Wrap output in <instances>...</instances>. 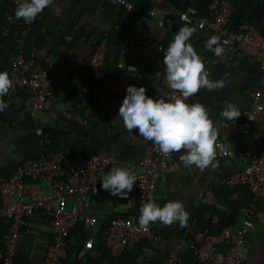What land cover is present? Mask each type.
I'll use <instances>...</instances> for the list:
<instances>
[{
  "label": "crops",
  "instance_id": "0c3cea01",
  "mask_svg": "<svg viewBox=\"0 0 264 264\" xmlns=\"http://www.w3.org/2000/svg\"><path fill=\"white\" fill-rule=\"evenodd\" d=\"M208 3L209 0H160L153 12L148 11V17H141L134 22L132 34L156 37L163 44L162 52L145 62L117 67L118 37L121 34L128 36L121 29L131 13L101 0H53V4L43 11V19L34 21V26H30L35 29L33 34L37 35V39L29 43V54H33L36 61L48 71L52 88L51 101L47 107L35 109L32 113L15 104L0 112V172L9 175L25 159L36 158L42 151L52 152L78 145L84 151L103 148L111 152L115 160L107 173L115 166L139 170L138 162L144 153L143 137L138 134V130L128 131L121 119L113 120L118 117L119 107L114 97L99 90V84L107 83L121 74H128L138 83V87L146 88L148 96L158 98L156 88L167 92L158 83L155 72L166 70L163 54L179 28L185 25L196 30L189 42L204 60L210 79L219 80L227 73L230 81L222 90L201 89L187 102L204 104L209 110L217 139L224 141L232 150H240L244 140L235 124L250 105L249 93L259 89V101L264 105L262 56L244 54L235 46H230L223 57H216L207 51L205 43L213 36L212 33L207 28L200 29L183 23L177 14L192 7L196 14L203 15ZM232 3L234 9L229 18V28L236 31L244 22H250L257 25L264 35V0H232ZM165 17H169L170 21L163 22ZM101 40L106 42V53L98 74L94 75L89 70L88 62L96 44ZM83 87H86L85 91ZM14 94L24 95L25 90L18 89ZM229 103L234 104L241 113L236 122H228L220 116V112ZM75 115L80 116L82 121L74 119ZM225 124L227 127H224ZM38 128L40 132H36ZM252 128L256 136L264 133V111L257 114ZM181 154L175 153L177 160H180ZM214 163L218 164L215 169L209 167L201 171L198 168H180L159 179L154 189L155 202L163 206L170 200L182 201L190 214L187 226L181 227L179 222L171 226L152 223L160 235L159 240L143 239L136 250L124 251L121 256L126 260L131 259L134 264H163L172 245L181 243L184 248L183 257L188 258L184 261L201 264L194 262L186 249L196 231L217 232L228 225L234 233L241 223L240 208L249 194L245 186L229 189L223 180L241 167L242 159L224 157ZM39 186L44 192L49 191L47 183ZM206 188H212L217 198L213 205L198 198V193ZM141 202L135 195L127 199H115L101 186L96 192L81 198L67 197V208L78 213L79 217L97 218L92 227H85L80 218L69 236L70 251L81 246L87 236L93 238L92 247L87 250L84 259H78L79 264H107L108 258L102 256L101 249L105 246L103 232L107 220L121 215L139 217ZM31 222L32 225L22 232L16 253L27 256L33 264H41L42 242L49 238V226L39 213L31 216ZM31 232L35 238L25 236ZM248 241L249 248L244 250L246 259L253 264H264V199L258 203ZM124 258L121 261L126 262Z\"/></svg>",
  "mask_w": 264,
  "mask_h": 264
},
{
  "label": "built area",
  "instance_id": "2783aa9c",
  "mask_svg": "<svg viewBox=\"0 0 264 264\" xmlns=\"http://www.w3.org/2000/svg\"><path fill=\"white\" fill-rule=\"evenodd\" d=\"M101 1L117 5L125 11L136 7L133 0ZM150 1L149 12H153L160 0ZM10 2L16 8V0ZM233 9L232 0H209L205 14L198 15L194 8L187 7L177 14V18L188 25L200 29L207 28L212 35L219 36L225 49L224 54L230 46H235L247 55L260 54L264 74V35L257 25L250 22H244L239 30H231L228 22ZM14 12L15 10H10L5 13L1 34L7 35L11 25L19 21L22 24L20 35L23 41L34 21L29 24L23 19L18 20ZM43 15V12L39 14L35 21H41ZM169 21V17H165L163 22ZM162 50V42L152 35H128L119 44V60L116 66H132L136 62H145ZM105 53L106 42L101 40L96 44L88 62L89 70L94 75L98 74ZM8 73L13 81L12 88L4 98L8 106L20 105L29 113L48 106L52 97L48 71L36 61L33 54L25 55L21 45L9 58ZM155 77L167 92L170 91L166 85V70H157ZM129 85L138 87V83L130 75L121 74L107 83H100L99 90L114 97L117 107L120 108ZM18 89H24L25 94L15 95ZM82 90L85 91L86 87ZM249 95L250 105L235 124L237 132L243 137L244 146L240 150H232L224 141L217 139L215 148L216 160L224 157L242 159L241 167L223 180L229 189L245 186L248 191L249 196L240 208L241 223L234 233L228 225L221 227L217 232L196 231L186 248L194 262L253 264L246 259L244 250L249 248L248 233L254 227L258 203L264 199V133L256 136L252 122L257 114L264 111V105L259 101V89L252 90ZM74 119L82 121L78 115H75ZM36 132H40V129ZM142 141L144 153L138 162L140 169H133L137 181L127 198L135 195L143 202L149 199L155 201L156 183L166 173L180 168L197 167H186L181 160L176 159V152L166 156L152 142L144 138ZM114 160L113 154L106 149L100 148L87 153L78 145L52 152L42 151L36 158L25 159L11 174H0V220L6 223L0 233V264H14V255L22 232L32 225L31 216L34 213L44 217L49 226V238L42 242L41 264H66L71 229L80 218L85 227L94 226L97 220L95 216L79 217L78 213L67 208L66 199L69 196L81 198L96 192ZM41 183H47L48 192L41 189ZM113 197L121 199L119 196ZM198 198L209 205L217 202L212 188L200 191ZM159 238L160 235L151 224L144 228L139 225L138 217L129 218L122 215L110 217L103 232V242L113 258V264H134L119 261L117 258L124 251L136 250L143 239L157 241ZM92 242L93 238L87 236L76 249V258L84 259L87 250L92 247ZM183 250L181 243L173 244L163 264H189L183 259Z\"/></svg>",
  "mask_w": 264,
  "mask_h": 264
},
{
  "label": "clouds",
  "instance_id": "9594fccd",
  "mask_svg": "<svg viewBox=\"0 0 264 264\" xmlns=\"http://www.w3.org/2000/svg\"><path fill=\"white\" fill-rule=\"evenodd\" d=\"M53 4V0H16L15 17L32 23L37 16ZM195 28L181 26L163 54L168 92H158V98L146 94L144 86L129 85L119 108L118 117L128 131L138 130L145 140L152 142L164 155L182 153L180 160L186 167L195 165L204 171L215 169L217 132L209 116L208 108L200 103H188V99L201 89L222 90L229 81V74L219 80L210 79L209 70L201 55L191 42ZM205 48L216 57H223L224 46L219 36L206 40ZM13 81L7 71H0V112L8 106L2 97L9 93ZM220 116L228 122H236L240 111L229 103ZM227 127V124L224 125ZM137 181L134 170L126 166H115L102 178V189L112 196L127 199ZM141 188L143 187L140 185ZM97 191V190H96ZM139 225L147 228L159 222L171 226L179 222L187 226L189 213L180 200H170L160 206L154 200L141 202Z\"/></svg>",
  "mask_w": 264,
  "mask_h": 264
},
{
  "label": "trees",
  "instance_id": "16d2710c",
  "mask_svg": "<svg viewBox=\"0 0 264 264\" xmlns=\"http://www.w3.org/2000/svg\"><path fill=\"white\" fill-rule=\"evenodd\" d=\"M133 3L136 7H134L131 11H129L131 13V16L128 19L127 23L124 24L122 29H121L122 31H125L127 33V35L133 33V31H134L133 24L136 20H138L141 17H148L149 16L148 11H149V7L151 5L150 0H133ZM10 10H15V7L11 4L10 0H0V71H7V72H8L9 58L11 55H14L17 52V47L19 45H21L23 50H24V54L28 55L30 52L29 43L32 40L36 41V39H37L36 38L37 35L33 34L35 29L32 27V29L30 28L31 31H30V29L28 30L26 37L22 41V37L20 35V29H21L22 24L19 21L15 22L11 25L10 30H9L7 35L1 34V29L5 23V13L10 11ZM32 25L34 26V23ZM32 37H34V38L32 39ZM124 37L125 36H123L122 34H121V36L118 37V44L120 43V41ZM94 151L95 150H90V151L85 150V152H87V153H91ZM0 174H3V173L0 172ZM5 227H6V223L4 221L0 220V233H1L2 228H5ZM72 231H74L73 228L71 229L70 234ZM101 249H102V254H103L102 256L108 258L107 264H113V258L110 255L107 248L104 246ZM73 253H74V255H73ZM75 253H76V250L70 251L68 249V256H67L66 261H65L66 264H79V260H78V258H76ZM122 258H124V256L120 255L117 259L119 261H121ZM183 259L186 261L188 260V258H186L185 256L183 257ZM126 262H131V259H129V260L127 259ZM14 264H33V263L27 256H25L23 254H17L16 253L14 255Z\"/></svg>",
  "mask_w": 264,
  "mask_h": 264
},
{
  "label": "rangeland",
  "instance_id": "374dc122",
  "mask_svg": "<svg viewBox=\"0 0 264 264\" xmlns=\"http://www.w3.org/2000/svg\"><path fill=\"white\" fill-rule=\"evenodd\" d=\"M25 236H26V237L28 236V237H30V238H32V237L35 238V235H33L32 232H31V233H27V234H25ZM29 241H30V240H29Z\"/></svg>",
  "mask_w": 264,
  "mask_h": 264
}]
</instances>
